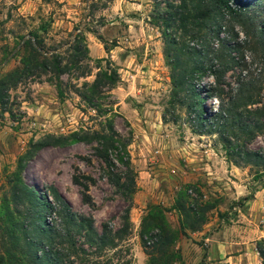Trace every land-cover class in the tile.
Masks as SVG:
<instances>
[{
  "label": "rangeland",
  "instance_id": "1",
  "mask_svg": "<svg viewBox=\"0 0 264 264\" xmlns=\"http://www.w3.org/2000/svg\"><path fill=\"white\" fill-rule=\"evenodd\" d=\"M166 1L176 2L161 0L157 8L152 0H0V68L3 73L19 63L17 56L2 64L6 50H11L17 36L37 26L42 19L51 20L46 38L48 46H64L70 39L69 32L82 29L89 56L93 59L108 58L118 68L121 80L112 91L120 114L116 117L115 128L124 135L131 131L132 141L128 150L136 172V190L114 183L124 169L118 163L109 167L96 156L94 141L44 145L20 171L24 183L39 193H46L52 201L50 189L59 190L73 211L92 217L99 232L104 223L112 228L119 227L121 215L129 207L131 226L126 248L122 247L116 253L110 249L96 259L105 261L110 258V264H145L147 259L138 236L145 213L141 209L145 207H141L136 198L138 182L153 176L141 177L140 172L157 173V190L163 191L164 198L170 196L175 185L182 187L187 184L190 196L214 201L216 207L207 214L209 234L225 226L242 229L246 223L240 211H246V201L241 198L252 197L258 189L264 190V175L260 167L230 161L217 134L200 135L190 130L189 120L193 113L187 101L174 107L170 104V67L164 56L159 18ZM228 3L234 8L264 12V0H230ZM261 18L264 20V15ZM223 22L222 38H228L230 33L238 34L236 40L239 42L244 38L237 23L228 17H224ZM231 55L234 62L223 72L218 87L222 89V95L235 86L237 78L250 75L262 90L261 103L250 107L263 105L264 68L259 54L243 46L233 50ZM67 78L63 76L64 80ZM194 85L201 93L206 112H215L219 99L211 96L208 90L216 85L214 76L205 73L195 80ZM10 94V102H16L12 108L13 115L0 112V216L10 201L17 158L31 140L47 134L67 136L80 128L98 129L101 120L89 108L82 111L78 106L83 104L75 94L70 93L68 98L60 100L54 86L46 82H22ZM31 107H36L35 111L32 112ZM37 107L43 112H37ZM133 121L138 124L137 128L132 125ZM233 145L263 153L264 129L257 131L252 138L234 140ZM73 175L88 182L91 204L83 201L82 188L73 183ZM84 175L92 177L94 182L90 183ZM120 183L126 184L127 179L122 178ZM240 184L245 186L244 195H234L232 191L236 192ZM259 212L257 218L251 216L255 219L251 222L264 229V209ZM176 218L175 214H168L172 226L177 225ZM48 220H51L50 216ZM261 239L264 236L255 239V247ZM199 244L205 248L203 240Z\"/></svg>",
  "mask_w": 264,
  "mask_h": 264
},
{
  "label": "trees",
  "instance_id": "2",
  "mask_svg": "<svg viewBox=\"0 0 264 264\" xmlns=\"http://www.w3.org/2000/svg\"><path fill=\"white\" fill-rule=\"evenodd\" d=\"M158 8L161 0H152ZM230 0H176L165 2L160 12L164 56L170 67L172 98L170 104H184L193 113L189 128L197 134H217L226 155L235 164L240 162L261 168L264 175V152L237 148L234 140L252 138L264 129V104L262 90L250 75L236 79L225 95L218 88L223 72L234 62L233 50L248 46L259 54L264 68V15L257 9L246 11L234 8ZM224 17L239 25L244 38L237 41L238 34L222 38ZM51 20L42 19L37 26L19 35L11 50L5 53L2 64L19 57L13 69L2 72L0 68V112L13 115L10 102L11 90L28 80L46 82L54 86L60 100L75 94L83 106L101 118L98 129L80 128L67 136L44 135L31 140L26 150L17 158V171L10 186V201L0 216V264H110L96 260L108 250L116 253L126 248L130 233L129 207L121 215L122 224L112 228L108 223L99 232L91 216L73 211L59 190L52 187V201L46 193H39L21 179L20 171L33 157L36 150L47 144L63 145L69 142H96L94 151L107 166L120 164L124 172L114 183L135 191L136 174L128 150L132 141L131 131L124 135L115 128L119 116L118 101L113 89L120 82L117 66L108 58H91L82 29L69 32L70 39L64 46H48L46 42ZM214 41V42H213ZM107 50V47L104 46ZM205 73L214 76L215 86L208 89L211 96L219 99L215 112L207 113L204 100L194 82ZM63 76H67L66 80ZM92 76L91 79L87 77ZM83 79L81 83H77ZM264 92V91H263ZM264 96V95H263ZM90 183L94 179L83 176ZM122 178L127 183H120ZM73 183L82 188V199L91 204L87 193L88 182L73 175ZM190 186L179 187L170 207L150 203L140 222L138 236L147 256L145 264H184L175 243L180 235L200 230L207 223V214L216 207L214 201H203L190 196ZM197 195L200 192L196 189ZM251 196H244L248 201ZM264 203V199H263ZM234 205L233 207H235ZM175 210L177 225L172 226L168 211ZM53 215V216H51ZM50 216L51 220H48ZM256 250L264 264V239L256 242ZM199 264H204L200 262Z\"/></svg>",
  "mask_w": 264,
  "mask_h": 264
},
{
  "label": "crops",
  "instance_id": "3",
  "mask_svg": "<svg viewBox=\"0 0 264 264\" xmlns=\"http://www.w3.org/2000/svg\"><path fill=\"white\" fill-rule=\"evenodd\" d=\"M35 109L33 107L30 108L32 112ZM37 112L40 113L43 110L38 108ZM55 115L57 116L58 113H55ZM132 125L135 128L138 126L135 121L132 122ZM136 131L139 130L136 129ZM150 174L153 176L151 179L148 178L138 182V199L136 198V202L141 207H145L143 210L141 209V212L146 211L148 202L170 207L173 203L175 191L179 188V185H175L173 187L174 190L172 188L170 192V196L164 198L162 196L163 191L158 192L157 190V173L155 171L140 172L141 177H146V175ZM238 186L236 192L231 189L232 193L234 195L235 193L244 195L245 186L241 184ZM263 199L264 190L258 189L246 201V211H240V215L243 216V220L246 223L242 225V229L240 227L236 230L233 226H225L209 234L207 229L209 224H205L200 230L188 231L187 236L180 235L175 243V248L179 251L182 262L184 264H199L200 262L204 264H260V257L255 247V239H260L264 236V229L260 226L256 227L251 220H255L254 218L260 215L259 211L264 209ZM167 213L175 214L177 217L175 210ZM251 216H254V218ZM201 240L204 241V249L199 244Z\"/></svg>",
  "mask_w": 264,
  "mask_h": 264
}]
</instances>
